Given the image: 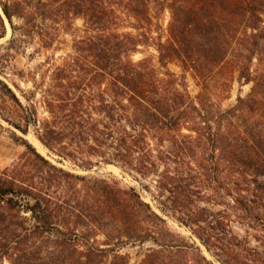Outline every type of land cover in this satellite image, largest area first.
Listing matches in <instances>:
<instances>
[{"label":"trees","instance_id":"obj_1","mask_svg":"<svg viewBox=\"0 0 264 264\" xmlns=\"http://www.w3.org/2000/svg\"><path fill=\"white\" fill-rule=\"evenodd\" d=\"M0 8L11 28L8 46L34 42L39 52L58 41L60 23L67 27L72 17L82 19L83 35L73 40L61 64L47 70L48 82L43 74H38L41 83L33 80L48 113L41 122L35 118L34 93L25 96L31 106L26 117L48 154L82 170L91 169L93 156L135 180L149 179L153 186L140 182V188L157 209L196 225L193 233L222 264H246L248 255L262 256L257 261L264 264L260 58L252 68L253 55L264 47V0H0ZM127 19H133L136 34L119 29ZM5 36L0 12V38ZM139 46L154 47L158 67L148 56L133 58ZM171 61L192 71L201 87L195 98L185 77L168 68ZM235 72L250 84L249 92L222 108L219 100L229 97ZM22 141L32 151L35 173L22 165L0 173V264H105L109 252V264H126L117 253L120 243L156 239L141 224L164 219L134 186L66 171ZM70 179L81 183L87 198L93 196L95 210L71 209L64 195ZM193 197L222 209L195 207ZM81 219L101 229L108 227L106 220L119 222L104 232L109 240L118 234L119 244L101 247L91 241V226L77 228ZM232 222L259 246L248 248L247 236L232 233ZM160 257L152 252L144 264H157Z\"/></svg>","mask_w":264,"mask_h":264},{"label":"rangeland","instance_id":"obj_2","mask_svg":"<svg viewBox=\"0 0 264 264\" xmlns=\"http://www.w3.org/2000/svg\"><path fill=\"white\" fill-rule=\"evenodd\" d=\"M168 19V13L165 12L162 15L161 20L162 28L164 30L162 34L163 40L166 38L165 28L167 26ZM14 21L17 22L16 19H14ZM70 21L71 26L67 27L65 26L64 22L60 23L58 41L54 42L49 49L41 50L39 52L38 50H36L37 44L32 41V43H29L25 47L21 46L19 48H10L7 44V41L11 36V28L7 19L4 18L6 36L4 38H0V80L6 83L13 90V92L21 102V105H18L12 99L10 93H8V91L0 83V173L7 171L16 165H22L24 171L35 173V169L31 162L33 156L32 151L26 145V143H24L25 141H22V139L26 140L40 154L48 158L57 167L63 168L66 171H70L75 174L104 178L107 181H116L121 187L134 186L141 192L144 199L150 202L155 210L162 216L164 222H159L157 220L154 222L144 221L141 224L143 226V230H145L144 228L147 229L146 232L154 231L153 236L156 239H153L152 237L146 235V239L142 241L135 240L120 243L117 248V253L125 257L126 264H144L145 260L147 259V255L155 251H158L161 254V257L158 260L157 264H204V262L198 255L200 253L201 256H205V258L211 261L213 264H222L217 259V257L213 256L212 253L205 248V246L193 233L192 229H196V225L191 223L186 225L183 222L179 221L177 219V213L174 215L170 213L163 214L157 209L155 201L151 200L150 194L145 189L140 188V182L153 186L149 179H147L146 181L135 180V178L123 172L118 166L114 164L98 162L97 160L100 159L93 156L90 158L92 161L91 169L82 170L81 168L73 164V162L67 159L61 160L56 155L48 154V150L40 142L39 143L41 144L43 149H45L44 152H40L35 147L33 138L37 139L35 135V130L37 129V127L32 122V119L28 120L26 117V110L29 112L31 106L25 99V96L30 98V96L32 95L30 93H34L33 95H35V97L33 100L35 103V118L41 122L48 116V113L46 112L45 108L43 107V103L41 102L39 90L33 88V80L36 79L38 83H41L39 82L40 78L38 77V74H43L44 82H48L47 76L49 73H47V70L49 68L51 69L56 64H61L65 54L72 51L73 40L78 36L83 35V32L81 31L82 19L78 17H72ZM129 22H133V19H127V21L124 20L119 29L130 31L136 34L137 31L130 26ZM153 35H156V33L153 32ZM146 56L152 59L153 65H155L156 67L159 66L157 62V52L155 51L153 46H139L138 52L135 53L133 58L139 59ZM259 58L261 59L263 66L264 47L259 53H255L253 55V69L256 68ZM168 68L176 74L183 75L185 77L187 90L190 95L195 98L198 92L201 90V87L197 85L192 71L182 69L180 63L177 61L169 62ZM212 85L214 84L211 83V90H214V87H212ZM249 89L250 84H245L243 81H239L236 78L235 72L229 97L219 100L221 107L227 108L233 105L235 103L236 96L239 94L241 96H245L249 92ZM17 126H19V128L27 130V132L23 133ZM61 182L65 184V182ZM70 182L71 186H68V188H66V192H64V195L65 199L68 201V205L71 206V209L75 210V208H79L84 212L91 211L92 209L95 210L97 203L95 202L93 196H90L88 198L86 197V195L84 194L85 192L81 189L82 185L81 183H79V181L72 179ZM51 190H54V188H52ZM62 190L63 189L60 188V193H62ZM77 190H79V192ZM152 193L155 194V190H153ZM82 195H84V199L82 198ZM193 198V200L195 201V207H207L212 208V210L222 209V206H213L210 203H206V201L203 199L196 200L199 198ZM210 220L208 219V221ZM78 222L79 224L77 225V228L79 231L88 230L89 226L93 228L88 232V238L96 244H99L101 247H106V245H104L105 242L115 245L119 244L117 243V241H115L118 234H115L113 236V239L111 240L106 238L104 235V232H106V230L111 231L114 230V228H118L120 226L119 222H114L111 219L106 220L105 222L108 224L106 226L108 227L104 229H101L102 227L100 225H97L96 223H93L96 224V227H94L93 225H91V223H89L87 219H81V221ZM199 224L202 226L206 225V223L203 222ZM230 229L236 236H247L244 232V227L237 224L236 222H232L230 224ZM247 238L249 240L248 248L253 249L259 246V242L255 241L254 238H252L251 236H247ZM159 243L169 244L172 247L161 246L159 245ZM196 247L198 248V250L196 249ZM261 248L263 250L264 246ZM258 257L259 256L248 255V258L245 260V262L246 264H259V261H257ZM259 258H262V256H260ZM111 260L112 253L109 252L104 259V263L109 264Z\"/></svg>","mask_w":264,"mask_h":264},{"label":"bare ground","instance_id":"obj_3","mask_svg":"<svg viewBox=\"0 0 264 264\" xmlns=\"http://www.w3.org/2000/svg\"><path fill=\"white\" fill-rule=\"evenodd\" d=\"M33 143L35 145V147L40 151V152H44L45 149H43V147L41 146V144L39 143V140L33 138Z\"/></svg>","mask_w":264,"mask_h":264},{"label":"water","instance_id":"obj_4","mask_svg":"<svg viewBox=\"0 0 264 264\" xmlns=\"http://www.w3.org/2000/svg\"><path fill=\"white\" fill-rule=\"evenodd\" d=\"M0 12L2 13V10L0 9ZM2 15L4 16V14L2 13ZM4 18H5V16H4Z\"/></svg>","mask_w":264,"mask_h":264}]
</instances>
